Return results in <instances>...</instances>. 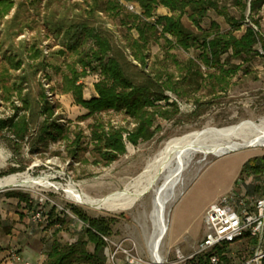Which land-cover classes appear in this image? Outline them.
<instances>
[{
    "label": "rangeland",
    "instance_id": "374dc122",
    "mask_svg": "<svg viewBox=\"0 0 264 264\" xmlns=\"http://www.w3.org/2000/svg\"><path fill=\"white\" fill-rule=\"evenodd\" d=\"M16 1L12 11L0 19V118L9 117L14 113L15 105H22L18 93L15 91L11 95L7 87L11 89L25 76L27 81L24 84L23 96L27 95L36 108L43 86L50 101L59 105L51 120L58 118V122L64 126L65 136L57 141H50L46 146L43 145L38 140V132L44 116L37 118L36 109L26 111L28 116L31 112L35 113L32 116L35 121L31 124L30 133L24 141H18L8 129L0 131V172H8L7 175H10L14 174L12 171L16 169L15 173H27L35 177L48 176L53 184L48 187L27 185L0 189L1 261L14 251L25 259L43 263L47 258L46 252L55 240L62 244H71L84 236L86 224L71 211V205H75L90 217L111 220L113 233L109 238L122 246L123 250L117 256L123 264L151 262L149 241L154 231L151 217L154 209L153 194L142 197L133 208L109 211L80 205L65 189L74 184L77 189L91 197L101 198L123 189L130 180L142 172L149 159L173 137L206 126L224 127L248 119L259 121L264 117V56L260 54L261 49L264 51L263 46L259 43L257 45L259 54L249 64H243L248 66L249 72L239 71L226 92L204 98L210 102L201 108H196L194 102L177 98L174 93L167 91L171 100L178 101L179 114L173 119L159 117L157 123L161 125V131L154 138L137 146L127 143V152L118 160L106 165L104 162H95L98 156L94 149L96 144L92 140V125L103 121L132 128L135 124L133 119L123 112L108 111L86 116L88 110L75 103L72 93H63L61 90L63 74L72 66L81 71L79 59L92 45V40H89L80 47L81 53L66 52L67 39L64 32L72 23H88L109 35L114 45L124 50L128 60L138 69H142V66L133 60L127 47V37L129 35L136 37L137 31L129 30L122 24L119 16L104 10L93 12L90 8L93 0ZM121 2L124 4V1ZM222 3L229 7L231 14L241 18L242 11L233 5L232 0H222ZM125 4L129 10L141 12L137 3H134V9L127 5L131 2ZM157 14L171 13L168 8L159 6ZM257 17L260 20L259 30L263 33L264 41V9ZM212 20L220 24L222 32L230 29L223 16L210 10L202 22L204 30L209 29ZM245 21L250 22V10L245 14ZM183 22L189 28L197 30L188 14L184 15ZM60 26L64 30L63 34L58 35L54 28ZM245 28L246 25L235 31V34L242 35ZM33 48L42 49L43 52L38 58L32 57ZM167 52L174 58L184 61L189 58L199 59L201 49L184 50L175 42L168 44L160 38L149 47V67H159V62L168 57ZM9 56L22 59V67L17 70L11 68ZM43 64L48 66L44 67ZM167 65L171 70L174 69V64L170 63L169 59ZM203 69L206 71V66H203ZM88 71L89 74L80 81L84 84L85 99L96 95L94 84L100 79L99 72L91 71L90 68ZM196 109L199 114L194 116ZM80 133L81 149L78 159L74 160L69 154V149L72 141ZM255 157H264V146L243 149L219 158L197 154L183 175L184 185L177 200L168 206L170 233L165 236L161 247L163 264L189 263L186 258L204 236V218L208 207L219 196L236 186L237 179L242 176L240 173L244 163ZM10 191L18 192L26 198L20 200L18 197H8L7 193ZM38 211L42 212L44 217L42 221L34 219ZM86 249L92 253L95 245L89 242ZM108 250L109 245L101 254L105 258L104 264H113L107 257ZM80 264L102 262L97 260V263Z\"/></svg>",
    "mask_w": 264,
    "mask_h": 264
},
{
    "label": "trees",
    "instance_id": "16d2710c",
    "mask_svg": "<svg viewBox=\"0 0 264 264\" xmlns=\"http://www.w3.org/2000/svg\"><path fill=\"white\" fill-rule=\"evenodd\" d=\"M121 1H124V4ZM125 2L137 3L141 12L129 10ZM16 3V0H0V19L7 16ZM232 3L241 9L240 19L231 14L229 7L223 4L222 0H93L90 7L93 12L104 10L119 16L122 24L129 30L137 31L136 37L134 35L127 37V47L133 60L137 61L142 69H138L128 60L124 50L115 46L109 35L96 27L79 22L65 28L66 52L81 53L80 47L89 40H92V45L79 59L82 70L79 71L76 66H72L63 74L61 85L63 93H72L75 103L88 110L86 116L108 111L123 112L131 117L135 124L132 128L103 121L93 124L92 140L96 144L94 149L98 156L96 163L104 162L108 165L118 160L127 152V143L137 146L154 138L161 131V125L157 123L159 117L173 119L179 114L178 101L171 100L167 91L174 93L177 98L192 101L196 108H201L210 102L204 98L226 92L239 71L249 72L248 66L243 64H249L259 54L257 48L259 43L264 47L260 20L257 17L264 9V0H232ZM159 6L168 8L171 14L158 15ZM210 10L224 17L230 26L227 32H222L220 24L215 20L211 21L209 29H203L202 22ZM248 10L250 22L245 21ZM186 14L197 30L185 25L183 17ZM253 24L260 30H256ZM244 25L246 28L242 35H236L235 31L241 30ZM54 30L61 35L64 29L60 26ZM160 38L168 44L175 42L184 50L200 48V58L180 61L167 52L168 57L159 62L160 66L151 68L148 65L149 47ZM33 49L34 59L43 52L39 48ZM167 58L174 64L173 70L169 65L166 66ZM8 62L11 68L16 70L23 65V60L17 56H9ZM203 66H206V71ZM88 68L99 72L100 79L94 84L96 95L85 99L84 84L80 81L89 74ZM26 81L24 76L11 89L7 87L11 95L15 91L18 93L22 105H15L14 113L9 117L0 118V131L8 129L18 141H24L30 133L31 124L35 121L32 119L35 113L31 112L28 116L26 111L36 109L37 118L44 116L39 126L38 140L46 146L50 141H57L65 136L64 126L58 122V118L51 120L59 105L50 101L46 89L42 86L40 100L34 108L29 97L23 96ZM162 101L164 104H161ZM197 110L194 116L199 114ZM81 140L80 133L70 146L69 154L74 160L78 159ZM263 168L264 157L251 158L244 163L240 175L260 172ZM16 171L14 169L12 173ZM7 174L8 172H0V177ZM7 196L18 197L20 200L26 198L15 191L8 192ZM71 211L86 224L84 236L71 244H62L55 240L46 252L47 258L42 264L97 263V260L104 264L105 258L101 254L107 242L103 236L112 235L111 220L90 217L75 205H71ZM89 242L95 245L92 253L86 249Z\"/></svg>",
    "mask_w": 264,
    "mask_h": 264
},
{
    "label": "bare ground",
    "instance_id": "6f19581e",
    "mask_svg": "<svg viewBox=\"0 0 264 264\" xmlns=\"http://www.w3.org/2000/svg\"><path fill=\"white\" fill-rule=\"evenodd\" d=\"M264 146V117L259 121L248 119L224 127L206 126L168 140L147 162L140 174L123 189L101 198H94L70 184L65 191L78 204L109 211L135 207L148 194H153L152 219L154 231L149 241L152 260L143 264H163V240L170 233L168 206L175 202L184 185V173L197 154L222 157L243 149ZM43 185L51 186L48 176L14 173L0 177V189L6 187ZM58 188V187H57Z\"/></svg>",
    "mask_w": 264,
    "mask_h": 264
},
{
    "label": "built area",
    "instance_id": "2783aa9c",
    "mask_svg": "<svg viewBox=\"0 0 264 264\" xmlns=\"http://www.w3.org/2000/svg\"><path fill=\"white\" fill-rule=\"evenodd\" d=\"M127 5L135 8L134 3ZM260 54L264 56L262 49ZM43 218L40 211L34 215L35 220ZM204 223V236L186 258L188 264H264V168L240 176L233 189L210 204ZM103 237L109 245V261L123 264L117 256L122 246ZM9 260L11 264H42L14 251Z\"/></svg>",
    "mask_w": 264,
    "mask_h": 264
},
{
    "label": "crops",
    "instance_id": "0c3cea01",
    "mask_svg": "<svg viewBox=\"0 0 264 264\" xmlns=\"http://www.w3.org/2000/svg\"><path fill=\"white\" fill-rule=\"evenodd\" d=\"M0 264H11L9 257L5 258L3 261L0 259ZM15 264H20V263H15Z\"/></svg>",
    "mask_w": 264,
    "mask_h": 264
}]
</instances>
